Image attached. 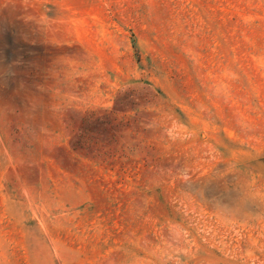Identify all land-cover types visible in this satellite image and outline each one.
<instances>
[{
	"label": "rangeland",
	"instance_id": "374dc122",
	"mask_svg": "<svg viewBox=\"0 0 264 264\" xmlns=\"http://www.w3.org/2000/svg\"><path fill=\"white\" fill-rule=\"evenodd\" d=\"M0 264H264V0H0Z\"/></svg>",
	"mask_w": 264,
	"mask_h": 264
}]
</instances>
